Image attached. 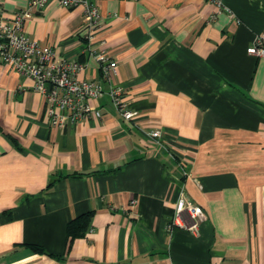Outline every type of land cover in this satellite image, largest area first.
Instances as JSON below:
<instances>
[{"label": "crops", "instance_id": "1", "mask_svg": "<svg viewBox=\"0 0 264 264\" xmlns=\"http://www.w3.org/2000/svg\"><path fill=\"white\" fill-rule=\"evenodd\" d=\"M90 1L91 41L83 6L61 0L33 5L25 32L83 62L80 78L101 76L93 50L115 60L137 114L104 93L100 118L53 126L33 79L0 62V262L264 264V56L248 52L264 0ZM182 192L205 210L197 235L167 228ZM86 212L89 230L69 238Z\"/></svg>", "mask_w": 264, "mask_h": 264}, {"label": "built area", "instance_id": "2", "mask_svg": "<svg viewBox=\"0 0 264 264\" xmlns=\"http://www.w3.org/2000/svg\"><path fill=\"white\" fill-rule=\"evenodd\" d=\"M223 6V0H211ZM66 7L82 5L84 8L85 38L91 41L101 17L100 8L90 0H61ZM45 0H31L30 7L8 14L0 8V62L16 70L22 76L31 77L34 89L45 102V111L53 126L65 127L86 118H100L99 108L91 103L104 93H108L119 114L127 120L135 118L137 112L129 107L124 98L122 85L112 82L117 62L108 59L103 52H95L101 64L98 79L80 78L78 73L85 64L75 59L58 57L50 45L30 38L24 29V22L32 15L31 7L43 8ZM248 52L264 56V32L258 34L249 46ZM103 81L109 82L105 89ZM152 140L161 136L160 130L147 132ZM206 220L204 208L194 202L184 192L179 196L174 214L167 225L172 231L175 227L199 234L201 224ZM0 264H3L0 262Z\"/></svg>", "mask_w": 264, "mask_h": 264}, {"label": "trees", "instance_id": "3", "mask_svg": "<svg viewBox=\"0 0 264 264\" xmlns=\"http://www.w3.org/2000/svg\"><path fill=\"white\" fill-rule=\"evenodd\" d=\"M93 212L83 213L73 218L67 225V235L69 238L74 239L84 236L90 228ZM38 251H44L40 246H34Z\"/></svg>", "mask_w": 264, "mask_h": 264}]
</instances>
